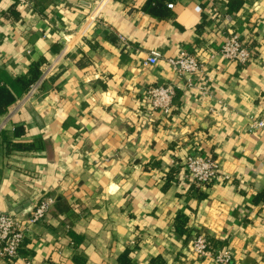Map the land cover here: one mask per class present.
<instances>
[{
	"label": "crops",
	"instance_id": "obj_1",
	"mask_svg": "<svg viewBox=\"0 0 264 264\" xmlns=\"http://www.w3.org/2000/svg\"><path fill=\"white\" fill-rule=\"evenodd\" d=\"M84 1L0 0V87L14 97L0 111V213L25 220L56 199L29 227L27 257L0 264H217L190 252L198 234L231 246L230 264H264V0H173L162 16L146 0ZM230 32L254 47L247 63L220 53ZM181 51L203 70L176 72L166 59ZM156 85L175 88L168 114L147 100ZM190 152L231 178L196 186Z\"/></svg>",
	"mask_w": 264,
	"mask_h": 264
},
{
	"label": "built area",
	"instance_id": "obj_2",
	"mask_svg": "<svg viewBox=\"0 0 264 264\" xmlns=\"http://www.w3.org/2000/svg\"><path fill=\"white\" fill-rule=\"evenodd\" d=\"M22 4H27L28 0H19ZM168 7L174 6L173 2L167 3ZM254 47L245 43L242 37L235 32H230L224 38L220 47V53L228 61H238L247 63L254 55ZM67 47H64L53 61L44 65L39 75L29 84L21 98L16 101L13 107L18 111L29 100L35 98L43 89L45 83L53 76L61 59L65 56ZM162 53L156 49L149 52L145 59L146 65H153L160 61ZM167 63L178 73H197L203 70L204 64L200 61L196 53L181 51L176 56L166 59ZM175 95V88L172 85L151 86L147 90L146 97L152 109L168 114L172 108ZM253 126L264 128V120L255 119ZM1 128V127H0ZM186 175L196 186L213 185L221 178H231L223 171L220 162L210 155L190 152L184 158ZM56 199L53 196H45L38 200L34 206L26 209V219L19 213H0V260L9 263L21 257L20 248L26 238L29 227L43 220L50 211ZM189 250L197 258H209L217 264H230L233 259L232 247L229 245L214 244L213 240L205 234L194 236L189 242Z\"/></svg>",
	"mask_w": 264,
	"mask_h": 264
},
{
	"label": "trees",
	"instance_id": "obj_3",
	"mask_svg": "<svg viewBox=\"0 0 264 264\" xmlns=\"http://www.w3.org/2000/svg\"><path fill=\"white\" fill-rule=\"evenodd\" d=\"M168 2H173V0H146L145 1V4L143 6L144 10H146L147 12L151 13V14H155V15H158V16H162V11L164 10V8H167L169 9L170 7H168L167 3ZM33 81V80H32ZM31 81V82H32ZM30 82V83H31ZM27 84L26 88H28L29 84ZM14 100V97L13 95L8 91L7 88L5 87H0V104L4 107V108H1L0 111L1 112H5L7 111V106L13 102ZM27 241V238H25L22 242V247L20 248V254L21 256L23 255L24 257H27L24 255V252H26L24 250V245ZM121 263L122 264H133L130 259L128 257H121Z\"/></svg>",
	"mask_w": 264,
	"mask_h": 264
},
{
	"label": "water",
	"instance_id": "obj_4",
	"mask_svg": "<svg viewBox=\"0 0 264 264\" xmlns=\"http://www.w3.org/2000/svg\"><path fill=\"white\" fill-rule=\"evenodd\" d=\"M71 1H75V2H80V3H85V4H87V2H85L84 0H71Z\"/></svg>",
	"mask_w": 264,
	"mask_h": 264
}]
</instances>
